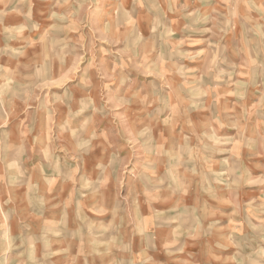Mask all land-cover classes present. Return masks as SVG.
<instances>
[{
	"label": "rangeland",
	"instance_id": "374dc122",
	"mask_svg": "<svg viewBox=\"0 0 264 264\" xmlns=\"http://www.w3.org/2000/svg\"><path fill=\"white\" fill-rule=\"evenodd\" d=\"M18 3L0 1V124L45 162L118 144L132 207L165 190L189 228L151 232L165 264H264V0ZM147 233L111 254L143 260Z\"/></svg>",
	"mask_w": 264,
	"mask_h": 264
},
{
	"label": "crops",
	"instance_id": "0c3cea01",
	"mask_svg": "<svg viewBox=\"0 0 264 264\" xmlns=\"http://www.w3.org/2000/svg\"><path fill=\"white\" fill-rule=\"evenodd\" d=\"M1 74L0 83L7 80V74ZM3 96L6 98L3 102L7 103V92ZM1 121L7 122L6 111L0 112ZM16 124L10 127L0 124V264L168 262L165 257L151 253L150 247L156 240L151 232H163L164 236L169 228H189L179 227L178 217L169 220L173 212L167 207L169 196L165 190L149 199L145 190L144 202H138L141 204L138 208L132 207L130 199L136 194L133 190L136 180L128 176L129 190L121 193L118 144L86 142L82 147L97 151V157L81 154L74 158L67 152L64 158L45 162L35 159L36 148L32 142H25V136L33 135V129L25 130ZM97 130L95 136H100L103 129ZM108 149L115 152L111 159L103 153ZM30 151L32 156L28 157ZM105 183L109 184L106 188ZM168 223L175 225L168 227ZM104 230L115 235L110 237ZM137 230L148 232L139 244L145 247L143 260L137 259V263L134 255L111 254L112 247H128L127 252H132L130 233L134 235ZM121 232H127V238ZM160 243L162 239L159 246Z\"/></svg>",
	"mask_w": 264,
	"mask_h": 264
}]
</instances>
